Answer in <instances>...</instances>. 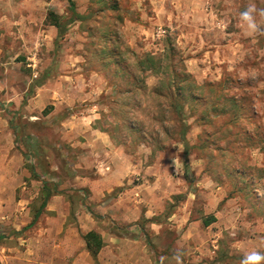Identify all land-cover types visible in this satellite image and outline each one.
<instances>
[{"label": "rangeland", "instance_id": "374dc122", "mask_svg": "<svg viewBox=\"0 0 264 264\" xmlns=\"http://www.w3.org/2000/svg\"><path fill=\"white\" fill-rule=\"evenodd\" d=\"M72 1L82 18L58 38L47 16L53 11L65 23L70 0H0V106L30 171L27 190L2 202L8 207L0 214L22 216L21 237L35 233L38 225L26 227L47 184L55 201L69 202L76 228L78 214L95 215L90 191L78 183L103 176L96 160L109 161L123 145L129 159L150 169L145 177L164 186L166 220L179 214L173 219L180 236L166 230L150 239V264L178 248L182 264H239L236 237L247 250L262 251L264 34H249L239 23L249 0ZM255 3L264 7V0ZM148 55L157 58L153 70L140 64ZM178 86L190 99L177 97ZM88 121L111 137L105 149L75 145ZM141 175L135 183L145 182ZM20 200L31 208L23 209ZM239 209L246 226L232 231L228 225L239 226ZM215 215L206 228L203 221ZM254 219L256 231L248 224ZM117 225L115 232L127 231L128 224ZM21 242L10 225H0V248L7 243L25 251ZM135 263L147 264L142 256Z\"/></svg>", "mask_w": 264, "mask_h": 264}, {"label": "crops", "instance_id": "0c3cea01", "mask_svg": "<svg viewBox=\"0 0 264 264\" xmlns=\"http://www.w3.org/2000/svg\"><path fill=\"white\" fill-rule=\"evenodd\" d=\"M2 65L0 63V74ZM24 80H27V78ZM20 91L23 94L27 92L22 86ZM35 97H37V94ZM26 108L29 109L25 106ZM5 114L0 106V200H3L0 201V208L2 209L8 207V204L4 205L2 202L12 200L18 189L27 190L25 178L30 176V171L25 167L24 154L16 149L15 134ZM30 115L31 119H36L33 113ZM84 119L89 120V118ZM88 122L90 123L89 130L86 129L79 133L80 140L75 145L86 144L90 148L103 147L105 149V146H109L112 142L111 137L107 133L93 129L91 126L92 121ZM90 130L91 132H89ZM77 131L79 130L77 129ZM81 138H86V142H82ZM121 146L124 148L122 151V147L117 149L119 155H109V161L105 159L96 160L98 170L104 172L103 176L92 179L81 178L82 180L78 183L83 186V191H90L89 199L93 201L92 207L96 216L93 214L88 216L78 214L77 219L74 220V224H77L76 228L73 227L70 220L69 202L65 201L64 198L62 201H55L57 195L52 196L47 201L35 223L31 225L34 221L33 218L29 227H26L30 229L35 224L38 225L37 231L28 237H21L19 233L22 232L19 230H22L21 225L23 224L19 219V217L22 218L21 215L17 214L15 219L12 214H0V225H10L17 234V239L22 240V244H27L25 251H21L19 247L14 245L8 246L7 243L3 245L0 248L1 264H96L87 251L86 243L80 236L79 230L84 234L96 231L101 235L104 246L97 256L98 264H136L135 260L139 261L140 256L147 264H150V254L145 251L152 244L150 239L163 236L166 230H174L180 236L178 219H173L179 215L178 212L168 215L167 220L173 223H167V214L164 215L162 211L166 199L169 198L164 186L159 185L157 178L152 182L151 178L145 177L150 169L142 167L138 162L135 163L129 159L124 150L126 149L125 146ZM139 175L142 179H146L145 182L135 183V179H138ZM115 190L119 191L113 195L112 193ZM26 203V200H20L18 204L23 209H30L31 207L25 206ZM239 212L237 214L239 215L238 218L241 219L238 223L239 226L230 225L231 223L228 225V228H231L232 231L243 230L246 226V222L241 217L244 212L241 209H239ZM215 218H217L216 215ZM141 219L143 221L140 222ZM255 222L257 221L254 219L252 223H248L250 224L249 229H252V231L258 230ZM110 223L115 227H106ZM120 223L130 224L129 226L126 225V229H123L128 232H115L119 231L116 226ZM230 236L232 238L234 234L230 232ZM176 237L177 235H175ZM249 239L254 240L250 236ZM234 240L235 243L232 244L237 249L234 250V254L244 255L245 252L252 249L259 251L257 247L247 250L245 240H240L237 237ZM177 242L180 243L181 240L175 239V245ZM260 252H264V249Z\"/></svg>", "mask_w": 264, "mask_h": 264}, {"label": "trees", "instance_id": "16d2710c", "mask_svg": "<svg viewBox=\"0 0 264 264\" xmlns=\"http://www.w3.org/2000/svg\"><path fill=\"white\" fill-rule=\"evenodd\" d=\"M70 4H71V10H72V16L65 22V23H61V21L63 19H65L66 17L64 16H60L58 14H56L53 11H50L48 16H47V20L50 23V25L54 26L57 31H58V38H60L61 36H63L66 27L73 22L76 19H81L82 16L76 12L75 10V5L73 3L72 0H70ZM142 66H144V70H153L156 68L157 66V58L154 57L153 55H148L146 57V60L142 61L140 63ZM174 82V81H173ZM175 86V82L173 83ZM175 91L179 90L180 92L176 91V95L177 97L182 98L183 100L185 99H190V97H184V92L185 89L183 90L180 86H178V88L174 87ZM181 112V109H178ZM204 117L206 115H203ZM202 117V118H204ZM186 133L187 130L184 128L181 136H182V141L184 144L185 149H189L190 145L186 139ZM188 153V151H186V154ZM54 195V193L52 192V190L48 187V185L46 184L44 187V193H43V202L40 206V208L38 209V211L35 214L34 217V221L32 222L31 225H33L35 223V221L38 219V217L41 215L43 208L45 207L47 201ZM214 222H216V218L215 217H210L209 219H205L203 221V225L204 226H210L211 224H213ZM82 238L86 243V248L87 251L90 253L91 257L94 259L95 263L97 262V256L100 252V250L102 249V247L104 246V242L102 240V237L99 233H97L96 231H90L86 234H82Z\"/></svg>", "mask_w": 264, "mask_h": 264}, {"label": "clouds", "instance_id": "9594fccd", "mask_svg": "<svg viewBox=\"0 0 264 264\" xmlns=\"http://www.w3.org/2000/svg\"><path fill=\"white\" fill-rule=\"evenodd\" d=\"M238 20L241 26L249 34H264V28H261V21L264 20V7H258L255 0H249L243 10L238 12ZM184 253L181 249H177L170 257L161 256L159 264H165L167 260L169 264H182ZM239 264H264V252L256 249L245 252L239 260Z\"/></svg>", "mask_w": 264, "mask_h": 264}]
</instances>
